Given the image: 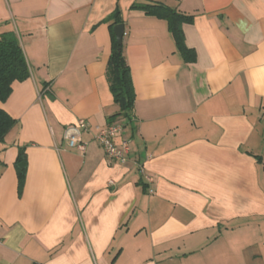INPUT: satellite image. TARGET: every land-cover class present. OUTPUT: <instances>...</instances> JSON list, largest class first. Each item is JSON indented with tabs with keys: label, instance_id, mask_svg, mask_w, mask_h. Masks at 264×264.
<instances>
[{
	"label": "crops",
	"instance_id": "crops-1",
	"mask_svg": "<svg viewBox=\"0 0 264 264\" xmlns=\"http://www.w3.org/2000/svg\"><path fill=\"white\" fill-rule=\"evenodd\" d=\"M150 1L192 15L193 61L165 20L131 8ZM116 8L135 101L110 122ZM10 28L30 75L0 103L14 121L0 140V264H264V0H0ZM78 119L84 152L63 138ZM109 123L130 140L124 164L92 140Z\"/></svg>",
	"mask_w": 264,
	"mask_h": 264
},
{
	"label": "trees",
	"instance_id": "trees-1",
	"mask_svg": "<svg viewBox=\"0 0 264 264\" xmlns=\"http://www.w3.org/2000/svg\"><path fill=\"white\" fill-rule=\"evenodd\" d=\"M131 8L165 20L167 28L173 36L175 47L184 60L193 61L195 59L194 51L185 45L182 31L183 23L191 22L192 15L181 13L162 2L156 1L134 2ZM105 21L109 22L111 28V49L105 75L113 102L118 106L117 112L108 118L111 122L118 116H130L135 101V92L130 68L125 59L123 44H117L113 32L114 25L122 23L119 9L116 8ZM29 75V65L15 31L10 28L0 32V103L9 96L14 82L23 81ZM13 123V118L0 105V140L3 139ZM18 167L21 185L24 179V170L20 164Z\"/></svg>",
	"mask_w": 264,
	"mask_h": 264
},
{
	"label": "built area",
	"instance_id": "built-area-1",
	"mask_svg": "<svg viewBox=\"0 0 264 264\" xmlns=\"http://www.w3.org/2000/svg\"><path fill=\"white\" fill-rule=\"evenodd\" d=\"M123 129L124 127L120 124L109 123L102 127L96 126L92 132V140L102 148L108 163L118 162L124 164L130 158V140L122 135ZM90 131L91 128L85 119H78L76 122L65 126L63 138L67 147L84 152L87 143L83 141L82 135L84 132ZM138 169L145 179L150 180L142 165H139ZM108 183L113 185L114 181L109 180ZM148 192L151 193L152 189H149Z\"/></svg>",
	"mask_w": 264,
	"mask_h": 264
},
{
	"label": "water",
	"instance_id": "water-1",
	"mask_svg": "<svg viewBox=\"0 0 264 264\" xmlns=\"http://www.w3.org/2000/svg\"><path fill=\"white\" fill-rule=\"evenodd\" d=\"M113 32H114L117 44L120 45L122 43V38H123V33H124L123 23H118V24L114 25Z\"/></svg>",
	"mask_w": 264,
	"mask_h": 264
}]
</instances>
